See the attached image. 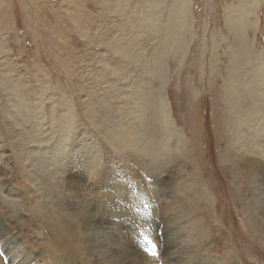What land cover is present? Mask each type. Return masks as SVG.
Here are the masks:
<instances>
[{
    "label": "rangeland",
    "instance_id": "obj_1",
    "mask_svg": "<svg viewBox=\"0 0 264 264\" xmlns=\"http://www.w3.org/2000/svg\"><path fill=\"white\" fill-rule=\"evenodd\" d=\"M262 57L264 0H0V182L22 173L43 194L32 222L45 238L66 185L88 181L108 211L152 216L168 214L161 197L181 186L228 231L242 262L264 264L258 223L248 238L250 208L264 212V192L250 183L264 178ZM239 106L257 124L243 126ZM33 152L42 155L35 171ZM129 200L153 203L133 213ZM14 205L0 188V206L34 213ZM143 228L121 242L134 254L127 263L160 256L153 226Z\"/></svg>",
    "mask_w": 264,
    "mask_h": 264
},
{
    "label": "bare ground",
    "instance_id": "obj_2",
    "mask_svg": "<svg viewBox=\"0 0 264 264\" xmlns=\"http://www.w3.org/2000/svg\"><path fill=\"white\" fill-rule=\"evenodd\" d=\"M172 3L176 7V2ZM236 22L240 23L239 21ZM230 28H232L235 37L237 35L235 33V15L231 16ZM241 39H237L240 44ZM152 73L157 76L158 66L155 71L152 70ZM261 83L264 85V82ZM226 86L228 87V85ZM259 96L264 97V91ZM229 97L231 96L229 95ZM232 101L235 102V99ZM239 102L235 103V106ZM257 103H254L253 110ZM158 104L159 109H164V112L159 111L162 136L169 139L172 135L169 116L166 113V107L163 106L164 101L161 100V103L158 102ZM235 106H230L234 113ZM150 107L154 109V120L156 121L157 105L154 100L151 101ZM240 108L243 126H251L250 124L253 122L257 124L256 121L260 118L256 116L250 118L245 111L243 113V108ZM138 115L136 118L139 119L140 115ZM232 116L234 117V115ZM142 119L141 117L140 121ZM235 119L234 125L237 126L238 119ZM261 124H263L262 120ZM155 139L156 130H154ZM227 154L223 153L220 157L226 160L229 157ZM32 156L33 164L29 167L35 171L36 163L41 164L42 162V155L33 152ZM41 169L39 167L38 170L41 171ZM86 176L85 180L93 178L90 172H87ZM258 182L261 185H258ZM258 182L256 183L253 178L250 179L254 189H260L259 191L264 192V178H260ZM0 184L3 196L12 200L15 203L14 206L18 207L13 210L27 206L34 212L32 214H18L14 211L9 212L5 206H0V264H130L127 263L128 256L134 254L125 248L121 242L124 240L132 241L130 235L139 238L146 236L149 232L146 228L147 231L142 229L143 225L153 226L152 237L160 242L156 245L155 252L159 253L160 256L154 262L141 257L134 264H254L242 262V255L240 251H237L232 237L229 239L228 231L223 230L210 213L202 212L203 205L199 199L193 198L192 202H188L184 197L186 189L181 186H176L174 189L170 185L161 197L164 200L163 207L168 209V214L152 216L140 215L136 212H140L141 208L145 210L149 206L148 202L153 203V200H135L137 203L133 200L123 201L129 210L136 213L130 215V212L115 206H113V211H108V207H104V202L95 197L98 189L93 188V185L88 181L84 185H66L64 197L57 202V205L50 207L49 213L52 217H46L50 221V223L48 222L50 235L49 238H45L41 235V229H37L38 226L32 222V219H38L33 217L40 215V211L43 209V207L39 209L37 207V202L43 199V194H39L37 188L31 187L27 176L22 173L16 174L15 182L1 181ZM260 194L257 196L259 197ZM251 199L252 197L250 201ZM255 201L257 202V200ZM258 207L260 208V205L257 206L259 214L250 208L249 239H254L258 235L257 228H253L256 226L255 223H258L260 225L258 229L264 232V212H260ZM102 209L105 210L100 213ZM127 229L132 233L128 235ZM260 238L262 239V237Z\"/></svg>",
    "mask_w": 264,
    "mask_h": 264
},
{
    "label": "snow or ice",
    "instance_id": "obj_3",
    "mask_svg": "<svg viewBox=\"0 0 264 264\" xmlns=\"http://www.w3.org/2000/svg\"><path fill=\"white\" fill-rule=\"evenodd\" d=\"M155 247H156V245L155 244H152V255H156V252L154 251L155 250Z\"/></svg>",
    "mask_w": 264,
    "mask_h": 264
},
{
    "label": "crops",
    "instance_id": "obj_4",
    "mask_svg": "<svg viewBox=\"0 0 264 264\" xmlns=\"http://www.w3.org/2000/svg\"><path fill=\"white\" fill-rule=\"evenodd\" d=\"M261 59H264V57L256 59V62H258ZM249 61H251V60H249Z\"/></svg>",
    "mask_w": 264,
    "mask_h": 264
}]
</instances>
